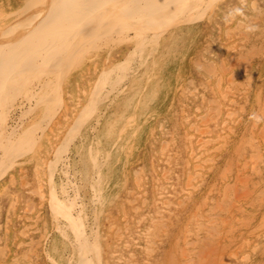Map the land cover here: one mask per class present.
Segmentation results:
<instances>
[{
    "label": "bare ground",
    "instance_id": "1",
    "mask_svg": "<svg viewBox=\"0 0 264 264\" xmlns=\"http://www.w3.org/2000/svg\"><path fill=\"white\" fill-rule=\"evenodd\" d=\"M250 2H252V0ZM3 3L0 2V183H1V178L3 176H5L8 172L10 173L9 174V179L7 178L8 181L9 182H13L14 181L13 180L14 176H16L17 173L13 176L14 172L12 171L13 173H11V171H10L11 169H14L16 167L17 168H23V166L26 165L27 163L28 164L31 163L34 166L35 173L33 175H34V177H35V179L37 181H36V185L34 186V188H32L33 189L32 192H34V193L36 192L40 197H43L44 195L42 193L45 191L44 187L46 188V191L48 192L46 200H47V202L49 204V208H50V210L52 212V215L54 217V228H53V230H55L57 233H59L61 235L60 237H62L66 241H68L70 246H71V248H72V250H71L72 253H70V255H69L68 259H67L68 260V264H137V258L134 257V252L135 251H141V253H143V255H144L143 259L146 262V264H153L152 261H151V257H152V253L154 251L155 243L157 241H160V238H158V239L156 238L157 239V241H156V239L154 237H155L156 233H159V232L161 233V231L164 230V228L168 225V224L165 225V216L167 215L166 212H168L169 209L172 208V206L174 207V205L178 204L177 200L181 204L182 203L181 200H183V199L186 200V199L190 198V196H192V193L197 189L198 185L200 184L199 183V181H200L199 176L201 174V171H203L204 168H206L207 166L212 164V163H210L211 160L213 162V159H211L212 156H213V151L212 150L215 147H217L216 149L219 150L220 147L218 148V146L219 145H223L226 142V140H223V138L216 136L214 134V132L211 130L210 127H211V125H217V124L225 125V124H227L226 121L220 120L219 114L217 112H215L216 109L213 112L212 111H207V115L206 116H204V115L200 116L199 114L196 115L197 113L195 114L196 116L194 117V119L192 120V122L190 124L191 127L188 126V127H190V130L188 129V133H187V137H186L187 140L186 141L188 142L187 146L189 145L188 146L189 148L187 147L188 148V150H187L188 158L187 159H188V164L189 165H188L187 171L182 175L184 177V179L182 181V184H181V186H179V185H176L175 183H171L169 181L168 177L165 176L163 173L161 174L160 171L157 168L152 170L153 176L154 177H158L157 179H154V180H156V184H155V181L153 180L154 181V183H153L154 186L152 185L153 187H155V189H154L155 190V195L154 196H155L156 210L152 214H150L149 211L148 212H144V213L142 212L143 216L141 217V219H144V221H146V222H144V226L142 228L139 227L140 229H137L136 230L137 232H134L136 234H133L132 233L133 231H130V228L125 226L126 224L130 223L128 221V219H127L128 218L127 212H122L120 217L118 216V220H117V221H119V219H120L122 223H124V224L126 223L124 225L125 227L119 225L117 222H113V223L111 222L107 226L106 232L104 234L100 231V224H99V218L100 217H98V215H96V213H92L93 216L91 215L92 216L91 218L88 217V214L86 212V203H87V201L85 203L83 201V199H81V197L79 196L78 192H80L79 190H81V189H79L78 192H77V184L80 183V180H82L83 184L88 183V177H90V183H89V186H90L89 188H91V191H90V194H91L90 195V203H91V205L93 207H95V206L97 207L98 206V208H99V206L102 205V203H103L102 198H101V192H102L103 188L100 186V184L103 183V177H102L103 174H102V171H101V167L104 165L105 157L107 155L104 156V154L100 153L99 149L97 148L98 145H96V147H95V145L92 144L89 147V161L91 162L92 174H90L88 171H84L85 173L82 172V175L80 174V177L77 178L76 173L75 172L73 173L70 170L69 156L66 153V148L64 146H61V144H60V143H62L61 141L64 139L62 136H66L65 139H67L69 141H72L75 138H77L80 135L81 129L87 123L88 119L90 117L93 118L94 113H96L99 110L97 112V115H96V118H95V121L97 123L99 121V119H100V116L105 113V112L103 113V111L101 112V110H102V109L100 110L101 106L99 108L98 104L100 102H103V100L107 99L105 97H107L108 94H110L111 92L114 93L113 91L116 89L115 83H117V82L119 83V82L122 81L123 78L126 79L127 77H129V75L131 76V75H134L135 72H138V71H136L135 69L132 68L133 66L131 64L134 63L133 61L140 60V62H139L140 65H141V63L144 64V62L147 59H149L150 57H152L153 54H155L156 51L160 48V43L162 42L161 38L164 37L165 34H167V33L169 34V33L175 32L176 31L175 27L176 28L179 27L180 24L181 25L182 24H189V23H192L194 21H198L200 18H203L204 14L207 12V10H209V15L208 16L209 17H213L214 15H216V13L218 12L219 9L221 10V13H222V10H225V8H227V7H225L223 9V7L225 5H223V7L219 6V5H221V3L218 5V0H18V2L16 4H13V5L12 4L5 5ZM225 3H226V0H225ZM239 3H242V2L240 1ZM227 4H226V6H227ZM233 8L228 9V10L232 11ZM228 10H225V11H228ZM250 11H252V10H250ZM244 12H243V14H244ZM245 14H247V13H245ZM222 15H223V13L221 14V16ZM218 16H220V15L218 14ZM234 16H235V13H234ZM215 17H217V16H215ZM215 17H214V19H215ZM229 18H230V15H229ZM206 19H207V17H206ZM214 19H212V20H214ZM222 20H224V19L222 18ZM244 20H246V19H244ZM201 21H204V20H201ZM238 21H240V20H238ZM207 22H209L208 19H207ZM217 23H219V22H217ZM226 24H227V21H226ZM192 25L194 26V24H192ZM211 25H212V23H211ZM227 26L229 27L228 24H227ZM255 29H257V28H255ZM235 30H237V29H235ZM210 31H209L208 35H210ZM238 31H241V30H238ZM232 32H233V30H232ZM241 32H244V31L242 30ZM215 35H216V33H215ZM227 35H228V33H227ZM167 36H169V35H167ZM226 40H228V39H226ZM125 41L130 43V45H131V47L133 49L130 53L128 52L129 54L127 53V56H126L125 60H123L121 58L120 59H116L113 62V64H110L109 62H107L108 60L110 61L109 58L112 57V54H113L112 51L114 49L113 47L109 46L107 50L105 49L106 53H107L106 56L104 57L105 60L100 62V64H98L96 58L99 55V54H97V50L99 49V47L103 48L102 45H116L117 43H121V42H125ZM215 41H216V39H215ZM215 41H214V43H215ZM233 41H235V39ZM168 44H170V43H168ZM181 44H179V45H181ZM208 46H210V44ZM208 46H207V48H208ZM217 46L219 47V45H217ZM230 46H228V47H230ZM105 47H107V46H105ZM119 47H120V45H119ZM199 49H201V48H199ZM117 50H119V49H117ZM120 50H121V47H120ZM209 50H212V49H208L207 51L209 52ZM226 50H228V49H226ZM193 51H195V50H193ZM222 52H223V50H222ZM209 53H211V52H209ZM213 53H214V48H213ZM219 53H221V51H219ZM211 56H213V55H211ZM211 56H209V57H211ZM220 56L222 57L221 54L219 55V57ZM84 58H86L88 60V66L85 69H83V68L79 69L80 67L78 68V65L82 62V60ZM101 58L102 57H100V59ZM226 58H227V56H226ZM131 59H134V60H131ZM209 59H211V58H209ZM197 60H195V61H197ZM224 60H222V61H224ZM234 60H235V58H234ZM216 61H214V62L216 63ZM153 63H154V61H153ZM196 63H198V62H196ZM196 63H194V64H196ZM211 63H213V62L211 61ZM108 64H110V65H108ZM198 64L200 65V63H198ZM198 64H197V66H198ZM244 65H247V64H244ZM80 66H81V64H80ZM93 66L95 67L94 68L95 69V73L98 72L99 77H98V79L96 78L97 80L92 78L96 82L94 83L93 89L92 90L90 89L91 97L88 98V101L85 98L84 99L87 102L86 101L83 102L80 99H78V100H80L82 102V103H80V101L75 100L74 97L72 96L73 100L71 101L70 105H66V106H62V107L59 106V105H61L59 102L62 99L61 97L63 95V92L64 91L66 92V90H67L66 89V90L62 91V89H64V88H61L62 85H63V82L65 81L64 78L66 79L67 75L70 76V74H72V72L74 73V71L79 69V70H77L76 74H78L80 77L82 76V78L84 80L86 74H90V71H91ZM213 67H214V65H213ZM221 68L223 69L224 66L222 65ZM228 68L229 67H227V69ZM246 69H248V68H246ZM199 70H201V69L199 68ZM92 71H93V69H92ZM205 71H206V69H205ZM228 71H230V70H228ZM113 72H115V74ZM223 72H225V71H223ZM112 73L115 75L114 79H116V82L114 81L115 82L114 85L111 82V85H110L109 90H108L109 92L107 91L108 94L106 96L105 95L106 94V91H105L106 89L104 90V88H105V86H107V83H109L111 81ZM220 73H221V71H220ZM92 74H93V72H92ZM78 75H77V77H78ZM224 75L225 74H223V76ZM205 76L206 75L204 74V77ZM149 77H147V78L149 79ZM186 77H184V79ZM229 77H230V75H229ZM82 78L80 80H82ZM89 78L90 77H88V80H89ZM217 78H220V77H217ZM224 78H226V77H224ZM243 78H245V77H243ZM92 79H91V81H92ZM194 79H196V78H194ZM66 80H68V79H66ZM86 80H87V76H86ZM86 80H84V81H86ZM185 80H187V79H185ZM208 80L209 79H207V82H208ZM217 81H219V79ZM241 81H243V80H241ZM78 82L79 81H77V83ZM88 82L90 83V81H88ZM191 82H192V80H191ZM203 82H205V81H203ZM229 82H230V80H229ZM81 83H82V81H81ZM183 83H184V80H183ZM200 83H202V82H200ZM217 83H218V86H219L220 82H217ZM67 84H69V82ZM83 84H84V82H83ZM119 84L121 85V83H119ZM144 84H145V82H144ZM192 84H193V82H192ZM150 85H152V84H150ZM66 86H68V85H66ZM83 86H81V87H83ZM129 86H127L128 87L127 89H129ZM195 86H196V84H195ZM63 87H64V85H63ZM144 87H143V89H144ZM205 87H207V86L205 85ZM226 87L228 88L227 84H226ZM78 88H79V86H78ZM78 88H77V90H78ZM198 88H200V87H198ZM219 88H220V86H219ZM230 88H231V86H230ZM125 89L122 88L121 89V91H122L121 93L125 92ZM238 89H240V88L238 87ZM215 90H216V88H215ZM85 91L86 90H84V92ZM176 91H178V89ZM217 91H216V93H217ZM77 92H78L77 93V95H78L80 91H77ZM127 92H129V91H127ZM88 93H89V91H88ZM189 93H190V91H189ZM189 93H185V94L187 95ZM220 93H221V91H220ZM229 93H231V92H229ZM123 94H120V95H123ZM70 95H71V92H70ZM79 96H80V94H79ZM180 96H181V92H180ZM183 96H184V94H183ZM220 96H222V95H220ZM227 96H226V98H228ZM70 97H67V100ZM63 98H64V96H63ZM188 98H189V96H188ZM188 98H187V100H189ZM221 98H223V97H221ZM225 99H224V101H225ZM65 100H66V98H65ZM172 100H173V98H172ZM228 100L229 99H227L226 101H228ZM232 100H234V99H232ZM173 101H175V100H173ZM224 101H222V102H224ZM222 102L220 100L219 106L221 105L220 103H222ZM65 103H67V102H65ZM108 103H109V100H108ZM202 103H203V101H202ZM100 105H102V104H100ZM208 105H210V104H208ZM169 106H173V105H169ZM58 107H60V108H58ZM209 107L210 106H208V108ZM231 108H232V106H231ZM167 109H170V108H167ZM195 109L198 110L197 108H195ZM225 109H229V108H225ZM204 110H206V107L204 108ZM263 110H264V108H263ZM237 111L235 113H237ZM177 113H178V111L174 115L177 116ZM227 113L230 114L229 112H227ZM159 116H160V114H159ZM227 116L229 117V115H227ZM227 116H226V118H228ZM70 117H73V118L70 119ZM184 118L186 120L188 117L187 118L184 117ZM172 119H174V118L172 117ZM254 119H253V122H255ZM156 120H157V117H156ZM165 120L166 119H164V121ZM160 121H161V119H160ZM132 122H133V119L128 118L125 121V125H130ZM235 122H234V124H235ZM159 123L162 126L161 128H163L164 125H162L161 122H159ZM231 123H232V121H231ZM125 125L123 124L124 127H125ZM228 125L229 124H227V126ZM252 125H254V123ZM89 126L91 127V125H89ZM255 127H256V124H255ZM262 127L259 128L260 131H261ZM113 128L115 129L116 127H113ZM223 128H225V127L223 126ZM228 128H230V127L228 126ZM231 128H233V126ZM252 128L254 129V127H252ZM120 129L122 130L123 128H120ZM221 129H222V127H221ZM178 131L180 132V130H178ZM227 131H225V132H227ZM94 132H95V130H94ZM112 132H113V130H112ZM254 132H256V131H254ZM124 133H125V131H124ZM222 133L223 132L221 131V134ZM253 134H255V133H253ZM38 135L43 136V139L42 138H40V139H42L43 141L45 139L46 143L48 144L47 146H44V148H40L41 143L39 144V140L40 139L38 140V137H37ZM118 135L120 136V134H118ZM155 135H156V133H155ZM225 135H226V133H225ZM160 136H162V135H160ZM164 136H165V134H164ZM180 136H182V135H180ZM221 136H223V134ZM254 136L255 135H253V137ZM177 137H179V136H177ZM227 137L228 136H226V138ZM242 137H243V135H242ZM165 138H167V137H165ZM152 139H154V137H152ZM178 139H180V138H178ZM224 139H225V137H224ZM240 139H241L240 142H242L244 138L243 139L240 138ZM156 140H158V139H156ZM169 140H171V138ZM263 140H264V136L257 137L255 139L250 138V136H249L248 139L245 138V140H244V142H242V144H243L244 149L246 148L248 150L247 151L248 155L246 156L243 153L244 157H240L241 159L239 158L241 166L237 165L238 167H241L242 169L243 168L244 169L245 168H251L252 171L257 170L258 167H262V166H259L260 165V160H261L260 155H261L262 152L259 153V149L260 148L258 146V142H261ZM63 141H65V140H63ZM173 141H174V139H173ZM90 143H92V142H90ZM115 143H116V141H115ZM153 143L154 142H152V144ZM100 144H101V142H100ZM181 144H182V142H181ZM43 145L44 144L42 142L41 146L43 147ZM129 145H131V143H129ZM161 145H163V144H161ZM165 146H168V145H165ZM165 146H163L161 148L159 156H158V159H159V163L161 165L170 167L169 164H171V163H170V161H168L169 157H170V151H168V148L165 147ZM169 146H171V145L169 144ZM226 147H228V146H226ZM232 147H235V146H232ZM183 148H184V146H183ZM222 148L224 149L225 147H222ZM236 148H238V146H236ZM68 149H69V147H68ZM227 149H229V148H227ZM152 150H154L153 147H152ZM173 151H174V149H173ZM184 152H186V151H184ZM184 152H183V154H184ZM155 153H156V150H155ZM69 154L71 155V153H69ZM105 154H107V153H105ZM127 154H129V153H127ZM150 154H153V153H149V155ZM219 154L220 153H218V156H219ZM232 154H230V155H232ZM237 155H240V154H237ZM107 157H106V159H107ZM147 157H148V155H147ZM235 157H236V154H235ZM129 158H130V156H129ZM153 159H155V158H153ZM178 159H180V158H178ZM214 159H215V157H214ZM142 161H144V159ZM238 161H237V163H238ZM106 162H107V160H106ZM148 162H149V160H148ZM153 163H154V161H153ZM183 163H184V159H183ZM147 164L149 165V163H147ZM228 165H230V162H229ZM149 166H151V165H149ZM121 167H123V164L121 165ZM124 167H126V166H124ZM183 167H185V166H183ZM230 167H231V165L228 168H230ZM146 168H144V169H146ZM173 168H174V166H173ZM30 169H31V167H30ZM21 170L19 171L20 174H21ZM55 170H56V172H58L59 177H60L59 178L60 179V184L58 186H56V182L54 180ZM180 170H181V168H180ZM183 170L184 169H182V173L184 172ZM246 170L247 169H245V171ZM258 170H259V168H258ZM23 171H24V168H23ZM133 171H134V169H133ZM136 171L137 170H135V172ZM173 171H174V169H173ZM24 172H26V171H24ZM130 172H132V171H130ZM122 173H121V175H122ZM249 173H251V172H249ZM249 173H247V175ZM202 174H203V172H202ZM136 175H138V176L135 177L133 190H132V192L130 194L127 193L128 195H130V199H128V201H129L128 205H129V207L131 209H133L134 213L138 212V210H139V208H140L142 203L145 202L144 205L146 206V200H147L146 197H144V195L142 194V190H141V185H145V184H141V182H143L142 175L139 172H136ZM230 176H231V173H230ZM238 176H240V175H238ZM241 176L244 177L243 175H241ZM118 177H120V175ZM147 177L148 176H146V179H147ZM203 177H204V175H203ZM245 178H247V177H245ZM245 178H242V179H245ZM116 179H118V178L116 177ZM121 179H122V177H121ZM228 179H229V181H227V182L224 181L225 184L222 183L226 187L224 189L221 188L222 191L224 190L225 193L224 192H218V195L220 193L224 194L223 198L229 197V196L232 195V194L229 195V192H230L231 189H233V186L231 185V183L233 181L231 182L230 178H228ZM239 179H240V182H241L242 181L241 177ZM4 180H5V178H4ZM4 180L2 179L3 182H4ZM122 181H123V179H122ZM126 181L127 180H125V182ZM113 182H114V180H113ZM120 182H121V180H120ZM257 182L260 183L259 181H257ZM219 183H221V182H219ZM244 183L246 184L245 181H244ZM3 184H5V187H6L7 184L6 183H3ZM24 185L25 184L23 183L22 186H24ZM123 185H125V184H123ZM3 186H2V188H3ZM117 186H119V185H117ZM7 187H8V185H7ZM15 187H16V184H15ZM238 187H239V185H238ZM243 187H244V185H243ZM249 187H251V186H249ZM0 188H1V186H0ZM253 188H254V186H253ZM253 188H252V190H249V188L247 190L250 192V191H253ZM11 189H12V187H11ZM83 189H84V187H83ZM108 191L110 192V190H108ZM125 191H127V188H126ZM211 191H212V193H210V192L209 193L211 195L213 194L214 196H210V194H208V193H206L207 195L204 194V196H202L201 202L199 201L200 204L198 203L199 205L195 208V210L193 211V209H192V211L188 215V217L187 218L185 217L186 220L184 221V223L182 225V229L177 234L176 238H173V240L175 239V241H174L175 244L173 243L174 247H173V250H172L174 255H175L173 259L178 264H199V261H198L199 257H201V260L204 263L203 259H205V258H202L203 254H206V258L208 257L210 259L211 256L213 258V255L218 252L217 250H216L217 251L216 253L213 251V250H215V247L213 245V244H215L214 243V239L215 238H213V237L215 235H217L221 231L220 228H219L220 221H223L225 224H227L230 229L233 228V231L235 232V230H234L235 229V225L234 224H235L236 220L238 221V219H235L234 215H230L228 218L222 219V211L225 212V209H227L226 206L224 205L225 199L223 201L222 199H220V197H216L215 196L217 193L215 194L214 190H211ZM81 192H82V190H81ZM112 192H113V190H112ZM117 192L118 191H116V193ZM202 192H204L203 189H202ZM253 193H254L255 196L260 197V193H263V192H261L260 189L258 188V189H255ZM15 194H17V193H15ZM144 194H145V192H144ZM251 194H252V192H251ZM11 196H12V194H11ZM196 196H199V195H196ZM240 197H242V196H240ZM234 199H236V197ZM237 199H240V198L237 197ZM241 199H244V198L242 197ZM17 200H19V198ZM107 201H108V203H110L109 200H107ZM14 203L15 202L13 200V202L11 204H13V206H14ZM41 203H42V201H41ZM108 203H107V205H108ZM228 203H230V202H228ZM239 203H242V202L239 201L238 204ZM235 204H237V202ZM16 205H17V203H16ZM30 205L31 204L26 202L24 204V206L22 207V208H24V211H25L24 215H29L28 212L31 210ZM243 206H245V205L243 204ZM251 206H252V204H251ZM10 207H12V206H10ZM117 207H118V205H117ZM253 207L254 206H252V208ZM40 208L42 209V207H40ZM98 208H97V210H98ZM245 208L246 207H244V209ZM258 208L259 207H257V209ZM46 209H47V207H46ZM252 210L254 211L255 209H252ZM12 211H14V207H13ZM32 211H33V209H32ZM126 211H127V209H126ZM46 212L47 211H45V214H47V213L49 214V212H47V213ZM15 213L17 215V212H15ZM20 213H21V211H20ZM45 214H44L43 218H45ZM171 214H173V212ZM235 214H238V213L235 212ZM42 215H40V216H42ZM184 216H186V215L184 214ZM29 217H30V215H29ZM23 218H24V216H23ZM51 218H52V216H51ZM169 218H171V217H169ZM13 220H15L14 217H13ZM133 220H134V218H133ZM127 221H128V223H127ZM7 223H5V224H7ZM23 223H25V222H23ZM224 223H222V224L224 225ZM52 224H53V222H52ZM28 226H26V227H28ZM31 226H33V225H31ZM47 226H48V224H47ZM262 226L263 225H261V226L259 225V227H262ZM10 227L12 229V225ZM18 227H21V226H18ZM43 227H44V231L50 229V228L48 229V227L46 229L45 228L46 226H44V225H43ZM228 227H226V228H228ZM131 228L133 229L134 227H131ZM224 228L225 227H223V230H224ZM251 228L252 227H250V229ZM31 229H33V228H31ZM24 230L26 232V229H24ZM261 230H263V229H261ZM22 231H23V228H22V230L20 232H22ZM42 231H43V228H42ZM226 231H227V234H228L229 230H226ZM245 231H247V230H245ZM48 232H50V231H48ZM9 233H10V231H9ZM221 233L224 234V232H221ZM255 233H257V232H255ZM255 233H253V234H255ZM14 234H17V231ZM46 234H47V232H46ZM46 234L41 233V235H42L41 238L42 239L43 238L47 239V235ZM161 235L162 234H160V236ZM219 235H220V233H219ZM225 235H226V233H225ZM250 235H251V233H250ZM51 236H52V233H51ZM248 236L246 237L247 239L249 238ZM137 237H139V238H137ZM232 237H233V235H232ZM25 238H27V237H25ZM253 238H254V236L251 239H253ZM14 240H15V238H14ZM102 240L104 242H102ZM52 241H53V239H52ZM218 241H219V239H218ZM22 242L24 243V241H22ZM223 242H224V240H223ZM246 242L251 245V243L248 240H246ZM252 242H254V241H252ZM130 243H131V248L126 249V248H128V245ZM165 243H167V242H165ZM238 243L239 242H237V244ZM241 243H245V242L243 241ZM200 244L205 246V251H206V252H204V250H203L204 253L203 254L201 253L202 255H200V252L198 253V250H197V247ZM216 244H218V243H216ZM221 244L223 245V243H221ZM231 244H233L235 246V243H234L233 240L231 241ZM249 244H248V246H249ZM105 245L108 248L107 250L105 248ZM262 245H264V244H262ZM46 246H47V244H46ZM117 246L121 247L122 251H120L119 250L120 248L118 249ZM219 246L220 245H218V247ZM224 246H225V244H224ZM228 246H230V244H228ZM3 247H5V246H3ZM10 248L12 249V247H10ZM48 248L49 247H47L46 249H48ZM124 248H125V251H123ZM234 248H235V250H238L239 247H237V245H236V247H234ZM167 249L168 248H166V250H164V251H167ZM253 249H255V248H253ZM247 250H248V248H247ZM43 251H46V250H43ZM51 251H52V249H51ZM242 251H245V250H242ZM168 252H170V250ZM240 252H238V253H240ZM261 252H263V251H261ZM154 254H155V252H154ZM170 254H172V253H170ZM220 254H222V253H220ZM230 254H232V253H230ZM230 254L227 253V256L218 258L219 259L218 263L219 264H228L227 262L231 259L230 256H229ZM255 254L256 253H254V256H255ZM259 254H260V252H259ZM1 256L2 255L0 253V258H1ZM244 256H245V254L242 255V257H244ZM254 256H253V258H255ZM48 257L51 258L52 256L50 257V255H49ZM216 257H218V256H216ZM29 258H30V256L28 255L27 259H29ZM212 258H211V261L209 260L210 262H212V260H213ZM250 258H252V257H250ZM44 259H46V258H44ZM163 259L164 258H162L161 261H163ZM246 259H248V258H246ZM164 260H166V259H164ZM2 261L3 260L0 259V264H4ZM25 261H27V260H25ZM41 261H43V258L41 259ZM50 261H51L52 264H58V262H56L54 260V258H51ZM65 261H66V259H65ZM27 262H25V263L27 264ZM32 262H34V261H32ZM157 262H158V260H157ZM12 263L14 264V261ZM28 263H30V262H28ZM163 264H169V263L166 262V263H163ZM173 264H175V263H173ZM207 264H209V263H207ZM210 264H212V263H210ZM213 264H215L214 261H213ZM248 264H249V262H248Z\"/></svg>",
    "mask_w": 264,
    "mask_h": 264
},
{
    "label": "rangeland",
    "instance_id": "2",
    "mask_svg": "<svg viewBox=\"0 0 264 264\" xmlns=\"http://www.w3.org/2000/svg\"><path fill=\"white\" fill-rule=\"evenodd\" d=\"M240 1L242 3H239ZM250 1L251 0H226V3H225V0H218V5L221 3V5H219V6L223 7V5H225L223 7V9L225 7H227V8H225V10H228V9H231V8H233L235 6L233 8L234 10L233 9H232V11H230V10H228V11L222 10L223 15L221 16L222 13H221V10L219 9L218 12L216 13V15H214L213 17H209L208 16L209 15V10H207V12L204 14L203 18H200L201 20H204L205 22L201 21L199 19L198 21H194V22L189 23V24H182V25L180 24L179 27H177V28L175 27V29H176L175 32H172V33H169V34L168 33L165 34L164 37L161 38L162 42L160 43V48L156 51L155 54H153L152 57H150L149 59H147L145 61L146 63L144 62V64L141 63V65H140V63H139L140 60L133 61L134 63L131 64L133 66L132 68L135 69L138 72H135L134 75H131V76L129 75V77H127L126 79L123 78L122 81L119 82V83H121V85L118 82H117L118 84L115 83L116 82V79H114L115 72H113L114 74L112 73L111 81L109 83H107V86H105V88H104V90L106 89L105 90L106 91L105 95L107 96V94L109 92L108 90H109V87L111 85V82H112L113 85L115 83L116 89L113 91L114 93L111 92L110 94H108L107 97H105L107 99L103 100V102H100L98 104L99 108L101 106V108H100V110L102 109L101 112L103 111V113L104 112L105 113L100 116V119H99V121L97 123L95 121V118H96L97 112L99 110L96 113H94L93 118L90 117L88 119V121L85 124V126H83V128L81 129L80 135L78 136L76 134L78 136L77 138H75L72 141H69V140L65 139L66 136H62L64 138L63 140H65V141L62 140L61 142L63 144L62 143H60V144H61V146H64L66 148V153L69 156L70 170H71V172H73V173L75 172L76 173L77 178L80 177V174L82 175V172H84V171H88L90 174H92L91 162L89 161V147L92 144L95 145V147H96V145H98L97 148L99 149L100 153L104 154V156L105 155L108 156V157L106 156L107 159L105 157L104 165L101 167V171H102V174H103L102 175L103 183H101L100 186L103 188L102 192H101V198H102L103 203H102V205L99 206V208H98V206L97 207L96 206L93 207L91 205V203H90V195H91L90 194L91 188H89L90 187L89 186L90 177H88V183L83 184L82 180H80V183L77 184V192H78L79 189H81L82 192H83L82 193L81 190H79L80 191V192H78L79 196L81 197V199H83V201L85 203L87 201V203H86V212L88 214V217L91 218L93 216L92 213H96V215H98V217H100L99 218L100 231L103 234L106 232L107 226L111 222L112 223L113 222H117L119 225H121L123 227H125V226L129 227L130 231H133L132 233L136 234L134 232H137L136 231L137 229L142 228L144 226V222H146V221H144V219H141V217L143 216L142 212L144 213V212H148L149 211L150 214H152L156 210L155 196H154L155 195V190H154L155 187H153L154 186L153 183L155 181V184H156V180H154V179H157L158 177H154L153 176L152 170L157 168L160 171L161 174L163 173L165 176L168 177V179H169V181L171 183H175L176 185H179V186H181V184H182V181L184 179V177L182 175L187 171L188 165H189L188 164V159H187L188 158L187 150L189 148L188 147L189 145L187 146L188 142L186 141L187 140L186 137H187L188 129L190 130V127H191L190 124H191L192 120L194 119V117L196 115H198V114L200 116H203V115L206 116L207 115V111H212L213 112L216 109L217 111L215 110V112H217L219 114L220 120H224V121H226L227 124H229L228 126L230 128H228L227 124H225V125H223V124L211 125L210 128L214 132V134L216 136H218V137L223 138V140H226V142L224 143L225 145L222 143L223 145H219L218 146V148L220 147L219 150L216 149L217 147H215L212 150L213 151V156H212L211 159H213V162L211 160L210 163H212V164L209 163L210 165L207 166L206 168H204L203 171H201V174H200L201 177L199 176V179H200L199 183L200 184L198 185L197 189L192 193V196H190V198H188L186 200L185 199L181 200V202H182L181 204L182 205L177 200L178 204L177 203H176L177 205L173 204L174 207L172 206V208H170L169 211L166 212V214L168 216L167 215L165 216V225H167V224L168 225L164 228V230L161 231V233L160 232L156 233L155 237H154L155 239L156 238L157 239L160 238V241H157V239H156L157 242L155 243L154 251H153L152 257H151V261H152L153 264L154 263L155 264H163V263H166V262H168L169 264H173V263L178 264L173 259L174 256H175L173 251H172L173 247H174L173 243L175 244V242H174L175 239L173 240V238H176L177 234L182 229V225H183L184 221L186 220V218L188 217V215L191 213L192 209L194 211L195 208L200 204V202L202 200V196H204V194L207 195L206 193H208V194L212 193L211 190H214L215 194L217 193L215 195L216 197H220V199H222L223 201L225 199L224 205L226 206L227 209H225V212L222 211V219H226L230 215H234L235 219H238V221L236 220L235 224H234L235 225V229H234L235 232L233 231V228L230 229L227 224H225L223 221H220V224H219V228L221 230V231L219 230L220 231L219 232L220 235L218 233L217 235H215L213 237V238H215L214 239V243L215 244H213L214 247H215V250H213V251L215 253L218 251L216 254L213 255V258H212V256L210 257V259L208 257L206 258V254H203L204 252H206L205 251V246H203L202 244L198 245V247H197L198 253L200 252V255L203 254L202 258H205V259H203V261H204V263H203L202 260H201V257H199V260H198L199 264L200 263L201 264H207V263H209V264L212 263L213 264V261H214L215 264H219L218 263V261H219L218 258L227 256V253L228 254L232 253V254L229 255L232 260L229 258L230 260L228 259L229 260L227 262L228 264H232V263L233 264H248V262H249V264L250 263L251 264H264V254H263L264 253V245H262V244H264V237H263L264 236V234H263L264 233V227H263L264 226V221H263L264 220V209H263L264 208V158H263L264 157V153H263L264 152V142H263L264 140L261 141V142H258V146L260 148L259 149V153L262 152L261 153L262 156L260 155L261 160H260V165L259 166H262L263 168L262 167H258L259 170L257 168V170H255V171H252L251 168H245V169H247L245 171L244 168L242 169L241 167L237 166V165H240L239 158L240 157H244V155H246V156L248 155V152H247L248 150L246 148L244 149L243 144H242V142H244L245 138L248 139L249 136H250V138L255 139L257 137L264 136V134H263L264 133V110H263V108H264L263 107L264 106V26H263L264 25V0H254V1L252 0V2H250ZM0 2H2V3L4 2L3 4H5V5H10V4L13 5V4H16L18 2V0H11V1L10 0H3V1L0 0ZM226 4H227V6H226ZM237 8L238 9L240 8V9L238 10ZM250 10H252V11H250ZM243 12H244V14L247 13L248 15L247 14L244 15ZM234 13H235V16H234ZM218 14L221 17L218 16ZM228 14L230 15V18H229ZM205 16L207 17L209 22H207V19H206ZM215 16H217V17H215ZM214 17H215V19H214ZM222 18L224 20H222ZM212 19H214V20H212ZM244 19H246V20H244ZM238 20H240V21H238ZM226 21H227V24L229 25V27L227 26ZM217 22H219V23H217ZM211 23H212L213 26L211 25ZM192 24H194V26ZM255 28H257V29H255ZM235 29H237V30H235ZM208 30L209 31L211 30L210 31V35H208L209 34ZM232 30H233V32H232ZM238 30H241V31L243 30L244 32H241V31H238ZM215 33H216V35H215ZM227 33H228V35H227ZM167 35H169V36H167ZM214 38L216 39V41H215ZM226 39H228V40H226ZM234 39H235V41H233ZM213 40L215 41V43H214ZM127 43L128 42L125 41V42L117 43L116 45H102L103 48L99 47V49L97 50V54H99V55L96 58L98 64H100V62L105 60L104 57L107 54L106 50L108 49L109 46L113 47L114 49L112 51V53H113L112 57H111L112 59L109 58L110 61L108 60L107 62H109L110 64H113V62L116 59H120L121 58V59L125 60V58L127 56V53L128 52L130 53L133 50L131 45H130V43H128V44ZM168 43H170L171 45L168 44ZM179 44H181V45H179ZM209 44H210L211 47L208 46ZM119 45L121 47V50H120ZM217 45H219V47ZM105 46H107V47H105ZM207 46H208V48H207ZM226 46L227 47L230 46V47L227 48ZM199 48H201V49H199ZM213 48H214V53H213ZM117 49H119V50H117ZM208 49H212V50H209V52H211V53H209L207 51ZM226 49H228V50H226ZM193 50H195V51H193ZM218 50L221 51V53H219ZM222 50H223V52H222ZM220 54L222 55V57L221 56L219 57ZM211 55H213V56H211ZM209 56H211V57H209ZM226 56H227V58H226ZM100 57H102V58L100 59ZM208 57L211 58L212 60L209 59ZM234 58H235V60H234ZM131 60H134V59H131ZM195 60H197V61H195ZM222 60H224V61H222ZM153 61H154V63H153ZM211 61L213 63H211ZM214 61H216V63ZM196 62L200 63V65L198 63H196ZM194 63H196V64H194ZM80 64H81V66H80ZM80 64L78 65V68L80 67L79 69H82V68L85 69L88 66V60L86 58H84ZM110 64H108V65H110ZM197 64H198V66H197ZM244 64H247V65H244ZM213 65H214V67H213ZM222 65L224 66L223 69L221 68ZM227 67H229V68L227 69ZM94 68L95 67L93 66L92 67L93 71L91 69L90 74H86L87 80H86V76H85L84 80H86L87 82L83 80L82 76L80 77L78 74H76L77 70H79V69L74 71V73L72 72V74H70V76L67 75L66 79H68V80H66L64 78V80H65L63 82L64 87L62 85L61 88H64V89H62V91L66 90V89L67 90H66V92L64 91L65 93L63 92V95L61 97L62 99L59 102L61 105H59V106L62 107V106L70 105L71 101L73 100L72 99L73 97H74L75 100L80 99L83 102H85L86 100L88 101V98L91 97L90 89L91 90L93 89L94 83L96 82L94 79H96V78L98 79V77H99L98 72L95 73V69ZM199 68L201 70H199ZM246 68H248V69H246ZM205 69H206V71H205ZM219 70L221 71V73H220ZM222 70L225 71V72H223ZM228 70H230V71H228ZM92 72H93V74H92ZM204 74L207 76V77L205 76L206 78L204 77ZM223 74H225V75L223 76ZM77 75H78V77H77ZM229 75H230V77H229ZM146 76L147 77L150 76L149 79ZM88 77H90L89 80H88ZM184 77H186L185 79H187V80H185ZM217 77H220V78H217ZM224 77H226V78H224ZM243 77H245V78H243ZM81 78H82V80H80ZM92 78H94V79H92ZM194 78H196V79H194ZM227 78L228 79L230 78L229 80H230L231 83L229 82V80ZM91 79H92V81H91ZM207 79H209L208 82H207ZM218 79H219V81H217ZM183 80H184V83H183ZM191 80H192L193 84H192ZM202 80L205 81V82H203ZM241 80H243V81H241ZM67 81L69 82V84H67L68 83ZM77 81H79L80 83L78 82L79 83L78 84ZM81 81H82V83H81ZM88 81H90V83ZM83 82H84V84H83ZM144 82H145V84H144ZM200 82H202L203 84L200 83ZM217 82H220L219 86H220L221 89L219 88ZM65 84L68 85V86H66ZM150 84H152V85H150ZM195 84H196V86H195ZM226 84H227L228 88L226 87ZM205 85L207 87H205ZM78 86H79V88H78ZM81 86H83V87H81ZM127 86H129V89H127L128 88ZM213 86L216 88V90H215V88ZM230 86H231V88H230ZM121 87L124 88V89L126 88L125 92H123L125 95L123 93H121L122 92L121 91V89H122ZM143 87H144V89H143ZM198 87H200V88H198ZM238 87L240 89H238ZM77 88H78V90H77ZM177 89H178V91H176ZM76 90L80 91L79 94H80L81 97L79 96V94L77 95L78 92ZM84 90H86L85 91L86 93L84 92ZM87 90L89 91L90 94L88 93ZM219 90L221 91V93H220ZM127 91H129V92H127ZM189 91H190V93H189ZM216 91H217V93H216ZM70 92H71V95H70ZM180 92H181V96H180ZM229 92H231V93H229ZM185 93H189V94L186 95ZM120 94H123V95H120ZM183 94H184V96H183ZM220 95H222V96H220ZM63 96H64V98H63ZM66 96L67 97L71 96L70 97L71 99L68 98V100H67ZM188 96H189V98H188ZM226 96L228 98H226ZM221 97H223V98H221ZM65 98H66V100H65ZM172 98L175 101H173ZM187 98L189 100H187ZM219 99L221 100V102L224 101V99H225V101L227 99H229V100L226 101V102L224 101V102L220 103L222 106L221 105L219 106V102H220ZM232 99H234V100H232ZM80 100H78V101H80ZM108 100H109V103H108ZM201 100L203 101V103H202ZM64 101L67 102V103H65ZM81 101H80V103H82ZM100 104H102V105H100ZM208 104H210V105H208ZM169 105H173V106H169ZM208 106H210V107L208 108ZM231 106H232V108H231ZM205 107H206V110H204ZM58 108H60V107H58ZM167 108H170V109H167ZM195 108H197L198 110H196ZM225 108H229V109H225ZM177 111H178L179 114L177 113V116H176L174 114ZM236 111H237V113H235ZM227 112H229L231 115L228 114ZM159 114H160V116H159ZM227 115H229V117ZM226 116L228 118H226ZM156 117H157V120H156ZM172 117L174 119H172ZM184 117H186V118L188 117V118L185 120ZM71 118H73V117H70V119ZM128 118L133 119V122L130 125H125V121ZM160 119H161V121H160ZM164 119H166V120L164 121ZM253 119H254L255 122H253ZM231 121H232V123H231ZM159 122H161L162 125H164L163 128H161L162 126L160 125ZM234 122H235V124H234ZM253 123H254V125H252ZM123 124L125 125V127L123 126ZM255 124H256V127H255ZM89 125H91V127ZM231 125L233 126V128H231L232 127ZM188 126H190V127H188ZM223 126L225 128H223ZM113 127H116V128L114 129ZM221 127H222V129H221ZM252 127H254V129ZM260 127H262L261 131L259 129ZM120 128H123V129L121 130ZM93 129L95 130V132H94ZM112 130H113V132H112ZM123 130L125 131V133H124ZM178 130H180V132ZM118 131L119 132L121 131V132L119 133ZM221 131L223 132L222 133L223 136H221L222 135ZM225 131H227L228 133L225 132ZM254 131H256V132H254ZM155 133H156V135H155ZM225 133H226V135H225ZM253 133H255V134H253ZM118 134H120V136ZM164 134H165V136H164ZM179 134L182 135V136H180ZM252 134L255 135V136L253 137ZM160 135H162V136H160ZM242 135H243V137H242ZM177 136H179V137H177ZM226 136H228V137L226 138ZM37 137H38V140L40 138L43 139V136H41V135H38ZM152 137H154V139H152ZM165 137H167V138H165ZM224 137H225V139H224ZM170 138H171V140H169ZM178 138H180V139H178ZM240 138H242V139L244 138L242 142H240L241 141ZM42 139L39 140V144L41 143V145H42V142H43L44 145H43V147L40 145V148H44V146L48 145L46 143V140L44 139V141H43ZM156 139H158V140H156ZM159 139L161 141L162 140L163 141L161 142ZM173 139H174V141H173ZM115 141H116V143H115ZM151 141L154 142L155 144L154 143L152 144ZM90 142H92V143H90ZM100 142H101V144H100ZM181 142H182V144H181ZM129 143H131V145H129ZM161 144H163V145H161ZM169 144L171 146H169ZM165 145H168V146H165ZM163 146L167 147L168 151H170V157H169V160H168L171 163V164H169L170 167L161 165L159 163L158 156H159L160 150H161V148ZM183 146H184V148H183ZM226 146H228V147H226ZM232 146H235V147H232ZM236 146H238V148H236ZM68 147H69V149H68ZM152 147H153L154 150H152ZM222 147H225L224 148L225 150ZM172 148L174 149V151H173ZM227 148H229V149H227ZM155 150H156V153H155ZM182 151L183 152L186 151V152H184V154H183ZM68 152L71 153V155ZM105 153H107V154H105ZM127 153H129V154H127ZM149 153H153V154L155 153V154L154 155L153 154L149 155ZM218 153H220L221 155L219 154V156H218ZM243 153H244V155H243ZM230 154H232V155H230ZM235 154H236V157H235ZM237 154H240V155H237ZM147 155H148V157H147ZM129 156H130V158H129ZM214 157H215V159H214ZM153 158H155L156 160L153 159ZM178 158H180V159H178ZM143 159H144V161H142ZM183 159H184V163H183ZM106 160H107V162H106ZM148 160H149V162H148ZM152 160L154 161V163H153ZM145 161L147 163H149V165H151V166H149ZM237 161H238L239 164L237 163ZM229 162H230V165H231L230 168H228L230 166V165H228ZM122 164H123V167H121ZM182 165L185 166V167H183ZM124 166H126L127 168L124 167ZM173 166H174V168H173ZM30 167H31V169H30ZM23 168H24V171H26V172L23 171ZM23 168H17L16 167V168L10 170L11 173L14 172L13 176L17 173L16 176H14V179H13L14 183L8 181L9 174H10L9 172L6 174L7 176L5 175V176H3L1 178V183H0V186H1V188H0V249L1 250H0V253H1V255L3 257L1 256L0 259L3 260L2 262L4 264H11L13 261H14V264H21V263L22 264H26L25 262H27V261L30 262V263L27 262V264H50L51 263L50 259L54 258V260L56 262H58V264H65V263L68 264V260L67 259H68L69 255H70V253H72L71 252L72 248H71V246H70L68 241H66L65 239L60 237L61 235L59 233H57L55 230H53V228H54V217H53L52 212H51V210L49 208V204H48V202L46 200L48 192L46 191L45 187H44L45 191L43 190L45 193L44 192L42 193L44 195L43 197H40L36 192L35 193L32 192L33 191L32 188H34V186L36 185V181H37L35 179L34 175H33L35 173V168H34V166L31 163H29V164L27 163L26 165L23 166ZM144 168H146V169H144ZM180 168H181V170H180ZM133 169H134V171H133ZM173 169H174V171H173ZM182 169H184L183 173H182ZM20 170H21V174L19 172ZM135 170H137L136 172H139L142 175L143 182H141V184H145V185H141L140 184L141 185V190H142V194L147 199L146 200V206L144 205L145 202L142 203L137 213H134L133 209H131L129 207V205H128V202H129L128 199H130V195H128V194H130L132 192L133 186H134V182H135L134 181L135 177L138 176V175H136ZM130 171H132V172H130ZM202 172H203V174H202ZM249 172H251V173H249ZM121 173H122V175H121ZM230 173H231V176H230ZM247 173H249L248 174L249 176L247 175ZM237 174L240 175V176H238ZM119 175H120V177H118ZM203 175H204V177H203ZM241 175H243L244 177H242ZM146 176H148L149 178L147 177V179H146ZM116 177L118 179H116ZM121 177H122L123 181H122ZM240 177H241V180H242L241 182H240V179H239ZM245 177H247L248 179L245 178ZM4 178H5V180L7 178L8 179L5 181ZM59 178H60L59 174L55 170L54 180L56 182V186H58L60 184V179ZM228 178H230L231 182L232 181L234 182V183L233 182L231 183V185L233 186V189H231L230 192H229V195H231V194L232 195L229 196V197L223 198L224 194L220 193L218 195V192H224V190L222 191L221 188H223V189L226 188L225 185H224L225 184L224 181H226V182L229 181ZM242 178H245V179H242ZM2 179L4 180V182L2 181ZM124 179L127 180V181L125 182ZM113 180H114V182H113ZM120 180H121V182H120ZM244 181L246 182V184L244 183ZM257 181H259L260 183H258ZM219 182H221V183H219ZM3 183H6L8 185V187H7V185L5 187V184H3ZM23 183L25 184L24 186H22ZM112 183L113 184L115 183V184L113 185ZM222 183H224V184H222ZM15 184H16V187H15ZM123 184H125V185H123ZM117 185H119V186H117ZM238 185H239V187H238ZM243 185H244V187H243ZM2 186H3V188H2ZM249 186H251L252 188L254 186L253 191L249 192L247 190L248 188H249V190H252V188L249 187ZM11 187H12V189H11ZM83 187H84V189H83ZM145 187L146 188L148 187V188L146 189ZM126 188H127V191H125ZM201 188L203 189L204 192H202ZM258 188L260 189L261 192H263V193H260V197L255 196L254 193H253L254 190L258 189ZM108 190H110V192ZM112 190H113V192H112ZM116 191H118V192L116 193ZM144 192H145V194H144ZM251 192H252L253 195L251 194ZM15 193H17V194H15ZM11 194H12V196H11ZM195 194L199 195V196H196ZM210 196H214V195L210 194ZM240 196H242L245 200L241 199L242 197H240ZM235 197H236V199H234ZM237 197L240 198V199H237ZM18 198H19V200H17ZM13 200L15 202L14 206H13V204H11L13 202ZM107 200H109L110 203H108ZM234 200L235 201L237 200L236 201L237 204H235L236 202ZM41 201H42V203H41ZM239 201L242 202V203L238 204ZM26 202L31 204L30 205L31 210L28 212V214L30 215L31 218L29 217V215H24L25 211H24V208H22V207L24 206V204ZM228 202H230L231 204L233 202L234 203L231 205ZM16 203H17V205H16ZM107 203H108V205H107ZM243 204L245 206H243ZM251 204H252V206H254L253 208H252ZM117 205H118V207H117ZM10 206H12V207H10ZM256 206L259 207V208L257 209ZM13 207H14V211L17 212V215H16V213L14 211H12ZM40 207H42V209ZM46 207H47V209H46ZM244 207H246V208L244 209ZM97 208H98V210H97ZM32 209H33V211H32ZM126 209H127V211H126ZM252 209H255L254 210L255 212ZM20 211H21V213H20ZM45 211L49 212V214L47 212H46L47 214H45ZM122 212H127V214H128V218L127 219H128V221L130 223H128V221H127L128 224L125 223L126 224L125 225L124 223L121 222L120 219H119V221H117L118 220V216L120 217ZM172 212H173V214H171ZM235 212L238 213V214H235ZM43 213L45 214V218L46 219L43 218L44 217ZM184 214L186 216H184ZM40 215H42V216H40ZM23 216H24V218H23ZM51 216H52V218H51ZM13 217L15 218V220H13ZM169 217H171V218H169ZM133 218H134V220H133ZM23 222H25V223H23ZM52 222H53V224H52ZM5 223H7V224H5ZM46 223L48 224V226H47ZM222 223H224V225ZM11 225H12V229L10 227ZM31 225H33V226H31ZM43 225L46 226L45 227L46 229H47V227H48V229L50 228L49 230H45L47 232V234L44 231ZM259 225L260 226L263 225V226L259 227ZM18 226H21V227H18ZM26 226H28V227H26ZM131 227H134V228L132 229ZM223 227H225V228L228 227L226 229L224 228L225 231L229 230L228 234H227V231L225 232L223 230ZM250 227H252L251 228L252 230L250 229ZM22 228H23V231L20 232L22 230ZM31 228H33V229H31ZM42 228H43V231H42ZM24 229H26V232H25ZM261 229H263V230H261ZM245 230H247V231H245ZM9 231H10V233H9ZM16 231H17L18 235L20 234L19 236L17 234H14V233H16ZM48 231H50L52 233V236H51V233L48 232ZM40 232L47 235V239L43 238L45 241L41 238L42 235H41ZM221 232H224V234L221 233ZM255 232H257V233H255ZM225 233H226V235H225ZM250 233H251V235L253 233H255V234H253L251 236ZM160 234H162L164 237L162 235H161L162 236L161 237ZM229 235L231 237L233 235V237L231 238ZM247 236L249 237L248 239L246 238ZM253 236H254V238H253L254 240L251 239ZM25 237H27V238H25ZM14 238H15V240H14ZM137 238H139V237H137ZM52 239H53V241H52ZM218 239H219V241H218ZM245 239L248 240L251 243V245L249 243H247ZM223 240H224V242H223ZM232 240L234 241L235 246L233 244H231ZM22 241H24V243ZM243 241L245 243H241ZM252 241H254V242H252ZM102 242H104V241L102 240ZM165 242H167V243H165ZM237 242H239V243L237 244ZM216 243H218V244H216ZM221 243H223V245ZM46 244H47V246H46ZM224 244H225V246H224ZM228 244H230V246H228ZM248 244H249V246H248ZM218 245H220L219 246L220 248L218 247ZM236 245H237V247H239L238 250H235V248H234V247H236ZM3 246H5V247H3ZM9 246L12 247L13 250ZM47 247H49V248L46 249ZM105 248H106V250L108 249L106 245H105ZM117 248L118 249L120 248L119 250L122 251L121 247L117 246ZM129 248H131V243L128 245V248H126V249H129ZM166 248H168L167 251H164V250H166ZM247 248H248V250H247ZM253 248H255L256 250L253 249ZM51 249H52V251H51ZM43 250H46V251H43ZM169 250H170V252H168ZM203 250H204V252H203ZM242 250H245V251H242ZM123 251H125V248H124ZM261 251H263V252H261ZM154 252H155V254H154ZM238 252H240V253H238ZM259 252H260V254H259ZM170 253H172V254H170ZM220 253H222V254H220ZM254 253H256L255 256H254ZM243 254H245V256H246V257L244 256L245 258L242 257ZM28 255L30 256L29 259H27ZM49 255H50V257L51 256L52 257L49 258L48 257ZM215 255L218 256V257H216ZM253 256L255 258H253ZM134 257L137 258V264H146V262L143 259L144 255H143V253H141V251H135L134 252ZM250 257H252L253 259L250 258ZM42 258H43V261H41ZM44 258H46V259H44ZM162 258H164L166 260L163 259V261H161ZM211 258L213 259L212 262H210ZM246 258H248V259H246ZM65 259H66V261H65ZM25 260H27V261H25ZM157 260H158V262H157ZM32 261H34V262H32Z\"/></svg>",
    "mask_w": 264,
    "mask_h": 264
}]
</instances>
